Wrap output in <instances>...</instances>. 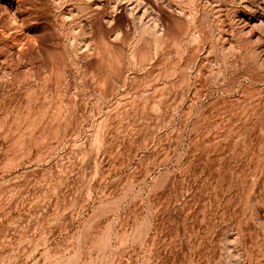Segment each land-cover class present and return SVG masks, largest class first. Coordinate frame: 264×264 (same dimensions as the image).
<instances>
[{"label":"rangeland","instance_id":"1","mask_svg":"<svg viewBox=\"0 0 264 264\" xmlns=\"http://www.w3.org/2000/svg\"><path fill=\"white\" fill-rule=\"evenodd\" d=\"M0 264H264V0H0Z\"/></svg>","mask_w":264,"mask_h":264}]
</instances>
